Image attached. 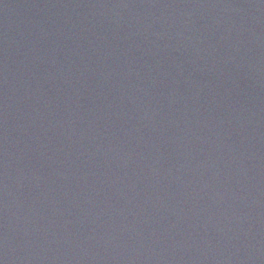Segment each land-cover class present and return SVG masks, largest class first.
<instances>
[{
  "label": "water",
  "instance_id": "1",
  "mask_svg": "<svg viewBox=\"0 0 264 264\" xmlns=\"http://www.w3.org/2000/svg\"><path fill=\"white\" fill-rule=\"evenodd\" d=\"M0 264H264V0H0Z\"/></svg>",
  "mask_w": 264,
  "mask_h": 264
}]
</instances>
